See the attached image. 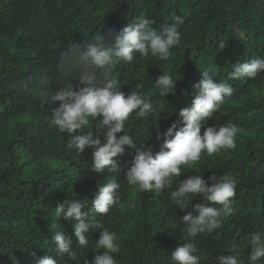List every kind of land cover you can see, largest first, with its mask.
I'll use <instances>...</instances> for the list:
<instances>
[{"label":"trees","instance_id":"obj_1","mask_svg":"<svg viewBox=\"0 0 264 264\" xmlns=\"http://www.w3.org/2000/svg\"><path fill=\"white\" fill-rule=\"evenodd\" d=\"M0 264H264V0H0Z\"/></svg>","mask_w":264,"mask_h":264}]
</instances>
